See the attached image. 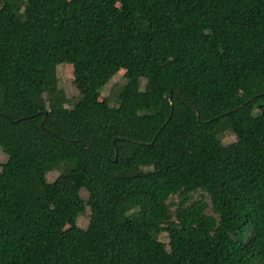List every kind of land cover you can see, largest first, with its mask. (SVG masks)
<instances>
[{"label":"trees","instance_id":"obj_1","mask_svg":"<svg viewBox=\"0 0 264 264\" xmlns=\"http://www.w3.org/2000/svg\"><path fill=\"white\" fill-rule=\"evenodd\" d=\"M0 148V264H264V0H0Z\"/></svg>","mask_w":264,"mask_h":264},{"label":"rangeland","instance_id":"obj_2","mask_svg":"<svg viewBox=\"0 0 264 264\" xmlns=\"http://www.w3.org/2000/svg\"><path fill=\"white\" fill-rule=\"evenodd\" d=\"M124 70H119L118 74L115 75L113 77V79L110 81L109 84H107L101 91V97H100V101L107 97L111 90L112 92L115 90V87H117L118 85H120L122 83V78L121 75L124 74ZM57 75L58 77L61 79V84L64 90V95L67 98H71V97H75L78 94H80L81 92H83V90L86 87V81L85 79H83L82 77H79L74 69L73 64L71 63H67V64H61L58 67L57 70ZM146 90L148 91V93H151L153 90L152 86H147ZM115 103L113 102L112 105H114ZM234 140L233 137H226L224 139V143H229L232 142ZM6 160V155L5 153L1 150L0 148V165H2L4 163V161ZM49 181L51 183H53V188L57 191H64L67 186H68V182L63 179L62 177L58 176L57 174H51L49 176ZM83 196L85 197V193H83ZM88 209L86 210V213L81 216L78 220H77V225L80 227H85L86 223H87V214H88ZM70 230V226L67 225L64 229H63V233L67 234Z\"/></svg>","mask_w":264,"mask_h":264},{"label":"water","instance_id":"obj_3","mask_svg":"<svg viewBox=\"0 0 264 264\" xmlns=\"http://www.w3.org/2000/svg\"><path fill=\"white\" fill-rule=\"evenodd\" d=\"M170 103H171V98H170ZM196 116H197V118L199 117V115H198V112L196 111ZM45 118H46V113L44 114V116H43V118H42V124L44 123V121H45Z\"/></svg>","mask_w":264,"mask_h":264}]
</instances>
